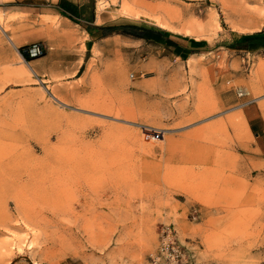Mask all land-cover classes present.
I'll return each instance as SVG.
<instances>
[{"label":"rangeland","instance_id":"1","mask_svg":"<svg viewBox=\"0 0 264 264\" xmlns=\"http://www.w3.org/2000/svg\"><path fill=\"white\" fill-rule=\"evenodd\" d=\"M82 1L0 13V264H264V49L232 48L264 0ZM94 9L127 26L92 42ZM131 23L208 49L175 60Z\"/></svg>","mask_w":264,"mask_h":264},{"label":"crops","instance_id":"2","mask_svg":"<svg viewBox=\"0 0 264 264\" xmlns=\"http://www.w3.org/2000/svg\"><path fill=\"white\" fill-rule=\"evenodd\" d=\"M82 6V0H0V13L5 16H22L26 18L36 15L57 16L63 24H66L67 22L70 23L71 20L77 21L76 15L85 14ZM113 12L110 9H102L100 11L94 9L90 12V21L84 26L85 34L89 40L93 42L94 39H99L102 36L99 33L111 31L106 29V26L121 24L116 21L117 18L113 15ZM14 23L12 22V24ZM138 25L141 24L138 23ZM169 37L173 41L172 44H164L171 50L175 60H187L190 56L205 53L208 49V43L204 40L191 38L173 31L169 33ZM15 42L17 45L18 41L15 40ZM56 264L83 263L74 258H69L67 261L66 258H61Z\"/></svg>","mask_w":264,"mask_h":264},{"label":"trees","instance_id":"3","mask_svg":"<svg viewBox=\"0 0 264 264\" xmlns=\"http://www.w3.org/2000/svg\"><path fill=\"white\" fill-rule=\"evenodd\" d=\"M124 26H127L126 24H119V25H110L106 26V29L114 30L117 28H123ZM129 27L137 28L142 31V37L159 42V43H165V44H172V40L169 37V33L163 31L159 27H156L154 25H136V24H128ZM232 48L235 49H243V50H255L259 48H264V31H258L250 35H243L240 40L232 46ZM23 57L26 60H30L33 57H29L26 55V53L21 52Z\"/></svg>","mask_w":264,"mask_h":264},{"label":"built area","instance_id":"4","mask_svg":"<svg viewBox=\"0 0 264 264\" xmlns=\"http://www.w3.org/2000/svg\"><path fill=\"white\" fill-rule=\"evenodd\" d=\"M139 131L141 137L145 140H158L161 139L164 134L163 129L147 124H140Z\"/></svg>","mask_w":264,"mask_h":264},{"label":"bare ground","instance_id":"5","mask_svg":"<svg viewBox=\"0 0 264 264\" xmlns=\"http://www.w3.org/2000/svg\"><path fill=\"white\" fill-rule=\"evenodd\" d=\"M124 2V1H123ZM132 2V4L133 5H137V6H144V7H149V8H152V7H154V6H157L156 4H152L151 2H147V1H145V0H132L131 1ZM129 4L128 3H124V6L123 7H126L125 9L123 8V11L121 10V12L123 13V14H126V15H132L133 14V12L131 11L132 9V7H129L128 6ZM102 8V7H101ZM161 8V7H160ZM162 10V9H161ZM135 13V12H134ZM136 16V15H135ZM138 16V15H137ZM1 21H0V28L3 30V31H6V29H4V27L2 28V26H1ZM189 33V32H188ZM7 39L9 40V42L13 45V47H15L16 48V42H15V40L12 38V37H10V36H8L7 35ZM23 59V58H22ZM24 60V59H23ZM53 98H55L54 96H52ZM55 99H57V98H55Z\"/></svg>","mask_w":264,"mask_h":264}]
</instances>
